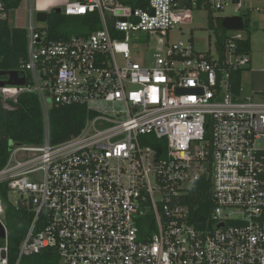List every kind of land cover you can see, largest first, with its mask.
Instances as JSON below:
<instances>
[{
    "label": "built area",
    "instance_id": "2783aa9c",
    "mask_svg": "<svg viewBox=\"0 0 264 264\" xmlns=\"http://www.w3.org/2000/svg\"><path fill=\"white\" fill-rule=\"evenodd\" d=\"M38 1L18 71L26 85L0 95L7 109L23 93L38 98L44 141L11 144L0 170V264L45 250L59 264H264V101L238 98L232 82L251 64L238 53L246 35L229 32L223 56L169 42L190 22L189 6L234 5L239 14L242 0H48L50 14H99V30L67 40L36 28ZM14 11L0 0V21L12 23ZM132 34L160 48L134 59ZM75 106L86 110L85 126L53 144L51 109ZM204 178L213 207L196 225L190 203ZM9 207L32 216L15 259Z\"/></svg>",
    "mask_w": 264,
    "mask_h": 264
},
{
    "label": "trees",
    "instance_id": "16d2710c",
    "mask_svg": "<svg viewBox=\"0 0 264 264\" xmlns=\"http://www.w3.org/2000/svg\"><path fill=\"white\" fill-rule=\"evenodd\" d=\"M7 8L17 10L23 0H4ZM138 7V5H133ZM191 10L193 7L189 6ZM209 9V8H207ZM210 10V9H209ZM215 24V19L210 18L209 26ZM216 43L218 53L223 56L226 39L229 31L217 25ZM101 28L98 13L83 17H67L62 13H51L46 24L48 40H67L73 36H86ZM249 29V28H248ZM246 29L245 31H248ZM27 31L15 27L9 20L0 21V71H19L27 59ZM193 42V40H192ZM238 53L251 54L250 32L246 39L238 42ZM240 70L232 74L233 90L240 96L243 74L247 71ZM4 98L0 95V170H2L10 157L11 144L41 145L44 141L45 124L42 108L38 98L29 93L18 96L17 101L9 99L7 103L11 109L4 107ZM87 120L86 110L82 107H53L50 111V134L53 144L63 142L80 133ZM210 182L206 178L194 189L191 198L192 222L199 225L207 220L213 204L209 196ZM6 186L0 185V196L7 200ZM198 207V209H197ZM7 215L18 220L15 230L9 229L12 257L18 255L32 216L25 211H17L9 207ZM22 264H59L58 256L53 250H45L39 255L25 258Z\"/></svg>",
    "mask_w": 264,
    "mask_h": 264
},
{
    "label": "rangeland",
    "instance_id": "374dc122",
    "mask_svg": "<svg viewBox=\"0 0 264 264\" xmlns=\"http://www.w3.org/2000/svg\"><path fill=\"white\" fill-rule=\"evenodd\" d=\"M243 10L241 13L247 12L250 17L251 24L248 29L250 35L254 33L256 30L264 27V24H258L261 20H264V0H242ZM30 0H24L20 7L14 11L12 24L21 29H27L30 20H29V12H30ZM51 8V3H48L47 0H39L36 3V10L48 12ZM191 15L190 22L181 23L178 27L172 30L169 34V42L175 43L178 41H183L188 44L191 40L195 45V48L198 52H207L210 51L212 54H215V43L217 40L216 37V25L209 26L210 18L213 20L219 17H229L235 16V6L230 5L226 7L224 11H213L206 8H193L192 11L189 12ZM35 26L36 28L45 27L46 23L38 22L35 17ZM248 31H244V34L247 35ZM131 48H132V57L139 58L141 54H144V57H150L153 54V51L156 48H160L159 40L157 38H149L146 34H132L131 36ZM251 58L253 56L252 52L250 54ZM250 71V70H249ZM248 70L246 73V78L251 77L250 72ZM264 76V75H263ZM255 75H252V78ZM244 89L247 87L244 86ZM247 92V91H246ZM248 94L249 91H248ZM253 95V96H252ZM250 96L253 97L255 102L264 101V94L254 93ZM243 99H247L245 90L243 93ZM19 196L12 195L11 200L13 203L18 201ZM5 224L8 227V230H15V226L18 223V220L12 216H8L4 219Z\"/></svg>",
    "mask_w": 264,
    "mask_h": 264
},
{
    "label": "crops",
    "instance_id": "0c3cea01",
    "mask_svg": "<svg viewBox=\"0 0 264 264\" xmlns=\"http://www.w3.org/2000/svg\"><path fill=\"white\" fill-rule=\"evenodd\" d=\"M235 1H238V0H235ZM248 14L247 12H244L241 14L240 13L236 14L235 16L237 15L245 16L246 20H250V17ZM220 18L221 17L216 18L215 24L217 21V25L221 26ZM261 23L264 24V20L263 21L261 20L258 26ZM250 24H251V20H250ZM250 38H251V52L253 56L251 58V64L249 68L247 69L248 71L250 70L249 72H250L251 77L246 78L245 77L246 73L243 74L241 93H240V96H238V98L240 99H243L244 90H245L247 98L252 97L253 96L252 94L254 93L264 94V76H263L264 75V27L262 28L259 27L258 30H256L254 33L250 35ZM252 75H255V77L252 78ZM244 86L247 87V89H244ZM248 91L250 94H248Z\"/></svg>",
    "mask_w": 264,
    "mask_h": 264
},
{
    "label": "water",
    "instance_id": "95a60500",
    "mask_svg": "<svg viewBox=\"0 0 264 264\" xmlns=\"http://www.w3.org/2000/svg\"><path fill=\"white\" fill-rule=\"evenodd\" d=\"M239 1H235L238 3ZM141 8H144L142 5ZM53 13H61V9L57 8L53 10ZM50 13L48 12H38L36 15L37 21L42 23H47ZM245 16H229L221 17V26L227 31H245L250 27V20H246ZM26 78L20 77L18 71H0V88L6 86H25ZM5 232L0 225V240L4 241Z\"/></svg>",
    "mask_w": 264,
    "mask_h": 264
},
{
    "label": "bare ground",
    "instance_id": "6f19581e",
    "mask_svg": "<svg viewBox=\"0 0 264 264\" xmlns=\"http://www.w3.org/2000/svg\"><path fill=\"white\" fill-rule=\"evenodd\" d=\"M48 1V0H47Z\"/></svg>",
    "mask_w": 264,
    "mask_h": 264
}]
</instances>
